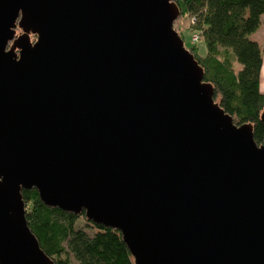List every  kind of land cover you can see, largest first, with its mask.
Here are the masks:
<instances>
[{"label": "water", "instance_id": "1", "mask_svg": "<svg viewBox=\"0 0 264 264\" xmlns=\"http://www.w3.org/2000/svg\"><path fill=\"white\" fill-rule=\"evenodd\" d=\"M180 13L0 0V264H54L27 224L33 186L119 230L135 264H264V140L215 101Z\"/></svg>", "mask_w": 264, "mask_h": 264}, {"label": "trees", "instance_id": "2", "mask_svg": "<svg viewBox=\"0 0 264 264\" xmlns=\"http://www.w3.org/2000/svg\"><path fill=\"white\" fill-rule=\"evenodd\" d=\"M175 2L181 14L193 20L189 29L199 32L205 42L204 54L199 52L200 40L186 48L202 66L204 80L213 85L215 101L237 125L250 123L260 145L264 140L260 116L264 110L260 83L264 61L258 40L249 34L264 22V0ZM16 32L22 29L17 26ZM178 33L183 38V32ZM21 192L27 224L54 264H135L119 230L92 222L84 211L76 214L47 205L35 186Z\"/></svg>", "mask_w": 264, "mask_h": 264}, {"label": "rangeland", "instance_id": "3", "mask_svg": "<svg viewBox=\"0 0 264 264\" xmlns=\"http://www.w3.org/2000/svg\"><path fill=\"white\" fill-rule=\"evenodd\" d=\"M193 20L191 18H189L188 16L182 15L180 13V15H178V17L175 19L174 21V28L177 31H182L183 32V42L185 43L186 47L191 46V44L195 41H193V38L198 37V41L200 40V33L195 31V30H191L189 29L190 25L193 23ZM249 37L251 39L254 40H258L261 50H262V54L264 56V22H262L260 24V26L258 27V29L255 32H252L251 34H249ZM30 38L32 41H35V38L31 37L30 34ZM198 48H199V52L201 54L206 53V45L205 42L202 40H200L198 42ZM236 67H240V64L238 62H236ZM264 67V66H263ZM262 72V76H261V89L264 91V69L261 71Z\"/></svg>", "mask_w": 264, "mask_h": 264}, {"label": "built area", "instance_id": "4", "mask_svg": "<svg viewBox=\"0 0 264 264\" xmlns=\"http://www.w3.org/2000/svg\"><path fill=\"white\" fill-rule=\"evenodd\" d=\"M193 41L198 42V37L193 38Z\"/></svg>", "mask_w": 264, "mask_h": 264}, {"label": "crops", "instance_id": "5", "mask_svg": "<svg viewBox=\"0 0 264 264\" xmlns=\"http://www.w3.org/2000/svg\"><path fill=\"white\" fill-rule=\"evenodd\" d=\"M263 61H264V56H263ZM263 66H264V64H263ZM263 69H264V67H262V70H263ZM262 70H261V71H262ZM261 76H262V75H261ZM260 83H261V82H260ZM263 88H264V86H263Z\"/></svg>", "mask_w": 264, "mask_h": 264}]
</instances>
